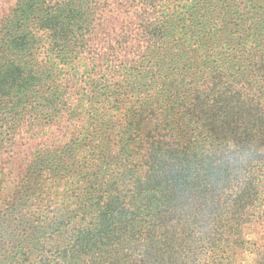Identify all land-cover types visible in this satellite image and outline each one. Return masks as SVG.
<instances>
[{
	"label": "trees",
	"instance_id": "1",
	"mask_svg": "<svg viewBox=\"0 0 264 264\" xmlns=\"http://www.w3.org/2000/svg\"><path fill=\"white\" fill-rule=\"evenodd\" d=\"M12 1L0 264H264V0ZM79 60L82 123L7 170L26 116L80 105Z\"/></svg>",
	"mask_w": 264,
	"mask_h": 264
},
{
	"label": "rangeland",
	"instance_id": "2",
	"mask_svg": "<svg viewBox=\"0 0 264 264\" xmlns=\"http://www.w3.org/2000/svg\"><path fill=\"white\" fill-rule=\"evenodd\" d=\"M13 2L12 0H1L0 5L2 10L7 11ZM121 20H124L123 16ZM76 67L78 69L77 75H67L70 77L74 76L75 80L73 84H76L75 87L67 90L69 92L68 97L72 98L70 101L68 100L69 103L67 107L69 104L73 105V103H79L80 105L77 106V109H73L71 113H67L65 106H60V110L53 109L51 112L53 114L52 120H48L42 113H40L41 115H39V119L37 120L33 119L35 115L33 117L26 116V122L20 123L15 138H13L11 142L10 139H8L6 143L7 152L5 151L4 157L6 158L5 161L8 166L7 170L13 165L17 168L14 174L23 171L32 157V154L39 146L49 144L51 147H54L64 144L69 141L71 133L75 132L77 124L82 123V117L85 115L84 112H82L81 101H78L79 97L82 96V60L76 63ZM91 68L93 69V66ZM69 70H71V68H69ZM65 84L67 86L68 81L67 83L65 82ZM77 118H81V120L78 121ZM253 257V254L245 251L240 255L239 260L241 264H252Z\"/></svg>",
	"mask_w": 264,
	"mask_h": 264
}]
</instances>
